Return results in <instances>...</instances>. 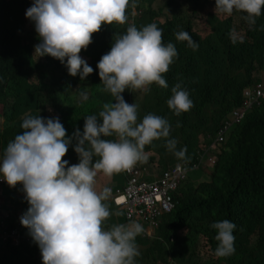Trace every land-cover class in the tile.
<instances>
[{
  "label": "trees",
  "instance_id": "obj_1",
  "mask_svg": "<svg viewBox=\"0 0 264 264\" xmlns=\"http://www.w3.org/2000/svg\"><path fill=\"white\" fill-rule=\"evenodd\" d=\"M157 1L135 0L136 14L129 8L127 23L104 24L93 34V42L80 55L94 71L81 80L79 75L69 74L66 61L61 63L50 55L39 57L35 53L41 40L34 21L26 16L35 0H0V159L9 142L23 133L21 125L27 117H58L69 137L77 129L83 132L86 116L99 118L105 103H115L111 93L104 90L99 61L129 26L141 29L151 23L163 30L164 44L175 45L178 57L163 74L167 88L154 83L146 91L126 89L122 93L127 103L137 106V123L154 114L170 124L168 138L145 146L148 161L142 165L150 171L147 177L155 179L153 174L163 175L179 162H193L197 149L210 145L222 123L242 104L243 89L264 79V9L255 25H249L244 12L234 11L231 16L216 13V0ZM201 17L207 28L204 33L196 29ZM233 28L244 38L243 43H232L229 33ZM182 31H187L199 45L197 50L177 39L176 34ZM177 83L188 91L194 104L179 115L167 104ZM82 93L87 94L86 100ZM167 139L177 141L176 151L186 149V159H179L168 150ZM224 139L210 179L197 184L185 182L177 193V208L163 217L154 235H148L146 223L138 221L144 231L135 241L140 252L136 264H264V100L231 132L227 131ZM77 142L72 139L63 158L69 166L80 162L75 151ZM98 159L94 157V161ZM125 184V172L111 177L101 172L96 177L98 192L113 188L116 193ZM3 186L5 207L22 210V216L30 207L23 185L11 187L6 182ZM112 199L109 192L104 203L112 215L104 223L106 230L131 223L126 209H115ZM114 204L119 206L115 200ZM115 218L120 222L115 223ZM225 219L236 225L235 253L216 257L219 242L215 239L217 230L211 225ZM15 228L29 232L21 219L16 220V214L0 217V264H43L35 241L25 238L16 244L12 237L4 240L6 232Z\"/></svg>",
  "mask_w": 264,
  "mask_h": 264
},
{
  "label": "clouds",
  "instance_id": "obj_2",
  "mask_svg": "<svg viewBox=\"0 0 264 264\" xmlns=\"http://www.w3.org/2000/svg\"><path fill=\"white\" fill-rule=\"evenodd\" d=\"M135 7V0H35L26 11L41 40L35 46V53L39 57L50 55L61 63L66 61L69 74L79 75L84 80L94 69L81 57L82 49L88 48L93 34L104 24L127 23V11L131 8L134 15ZM262 9L264 0H216L215 12L228 16L234 11L244 12L249 25H255ZM162 33L155 23L141 29L132 25L115 39L111 50L97 65L104 90L111 93L115 103H105L99 118L86 116L82 133L77 129L73 137H69L58 117H27L21 125L23 133L7 145L0 159V196H4L6 182L11 187L18 183L23 185L30 207L21 216V223L29 229L31 241L39 245L43 264H136L135 258L140 252L135 241L144 228L133 221L105 229L104 223L112 215L104 203L110 189L98 192L96 177L101 172L111 177L131 171L138 163H147L145 146L170 135V124L161 116L148 114L137 123V106L127 103L122 95L126 89L146 91L154 83L168 87L163 74L169 71L178 52L173 43L164 44ZM229 35L233 44L244 42L235 28ZM176 37L187 41L194 51L199 47L187 31L177 33ZM171 91L167 104L176 115L194 106L188 91L179 83ZM81 95L85 100L88 98L86 93ZM113 135L115 140L104 139ZM73 138L78 141L75 151L80 162L69 166V161L63 158ZM224 144L220 152L215 153L216 162ZM176 145V140L167 139L168 150L177 158L186 159V149L176 151ZM94 157L100 159L94 161ZM216 162L196 170L211 176ZM192 171L195 170L189 172L178 192L190 179ZM0 203L4 213L16 214V220L20 221L18 212L22 210H11L5 207L6 202L0 200ZM116 203L119 205L120 201ZM211 227L217 230L216 257L233 255L235 223L225 219ZM146 229L148 235H154L157 230L147 224Z\"/></svg>",
  "mask_w": 264,
  "mask_h": 264
},
{
  "label": "built area",
  "instance_id": "obj_3",
  "mask_svg": "<svg viewBox=\"0 0 264 264\" xmlns=\"http://www.w3.org/2000/svg\"><path fill=\"white\" fill-rule=\"evenodd\" d=\"M263 82L244 88L242 104L233 109L230 119L224 122L211 144L197 151V157L193 162H179L169 167L163 175L153 174L155 179L147 177L150 173L141 163H138L131 171H125V187L118 189L115 196L116 201H120L119 205L125 207L130 222L142 221L153 230L159 227L163 217L177 207L176 193L187 179L189 172L204 168L206 164L215 165V153L220 152L225 133L234 124L242 122L246 114L264 100ZM1 216L7 218L9 213H4L0 205ZM9 237H12L16 244H20L25 238L27 241L33 240L30 234H23L18 228L6 232L4 240L7 241Z\"/></svg>",
  "mask_w": 264,
  "mask_h": 264
},
{
  "label": "rangeland",
  "instance_id": "obj_4",
  "mask_svg": "<svg viewBox=\"0 0 264 264\" xmlns=\"http://www.w3.org/2000/svg\"><path fill=\"white\" fill-rule=\"evenodd\" d=\"M163 0H158L157 3L161 4ZM136 13V11H135ZM196 29L198 30L199 33H204L207 31V28L204 24V22L202 21V17L199 18V20L197 21L196 23ZM87 61V60H86ZM1 113H2V106L0 105V125L2 124L3 122V118L1 116ZM210 179V176L209 174H207L205 171H202V170H195V171H192L190 173V179L191 182H193L194 184H197L201 181H206V180H209ZM112 205L115 209H118L120 210L119 208H121L120 206H116L114 204V199H112ZM122 209V208H121ZM148 232V231H147ZM149 233V232H148ZM24 264V262H23Z\"/></svg>",
  "mask_w": 264,
  "mask_h": 264
},
{
  "label": "crops",
  "instance_id": "obj_5",
  "mask_svg": "<svg viewBox=\"0 0 264 264\" xmlns=\"http://www.w3.org/2000/svg\"><path fill=\"white\" fill-rule=\"evenodd\" d=\"M110 196H112V198L114 199V197H115V193H114V191H113V188H111L110 189ZM0 200H1V202L2 203H4V202H6V199H5V197L4 196H0ZM121 207V206H120ZM122 208V209H121ZM121 208H119L120 210H123L124 209V207H121ZM119 211V210H118ZM124 211V210H123ZM116 212V211H115ZM21 214H22V211H19L18 212V216H21ZM120 220H122V217H120L119 218ZM117 221H116V218H115V223H116ZM120 221H118L117 223H119Z\"/></svg>",
  "mask_w": 264,
  "mask_h": 264
}]
</instances>
